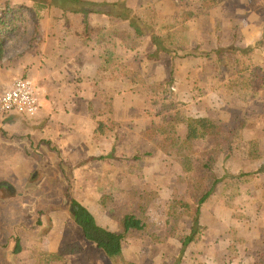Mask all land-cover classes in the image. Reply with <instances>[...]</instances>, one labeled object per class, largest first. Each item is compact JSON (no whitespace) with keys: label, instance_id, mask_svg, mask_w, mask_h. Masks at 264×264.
<instances>
[{"label":"crops","instance_id":"0c3cea01","mask_svg":"<svg viewBox=\"0 0 264 264\" xmlns=\"http://www.w3.org/2000/svg\"><path fill=\"white\" fill-rule=\"evenodd\" d=\"M1 1L2 7L9 11L7 18L10 21L1 31L4 41H7L5 48L11 49L9 45L14 43V48H20L21 53L12 59L5 55L0 60L3 63L0 74L4 75L11 68L24 70L23 73L33 76L41 84L45 93L43 92L41 107L35 116L10 113L0 119V244L7 243L5 235L8 229L10 240L16 237V246L13 248L12 245L10 249L11 257H19V264H35L34 257L37 253L34 251L37 250V245L34 241H37V233H43L45 228L52 226L50 218H56L57 206L68 201V194H65L68 191H58L55 185H51L54 182L52 172L40 171L38 168L42 162L47 163L46 167L49 168L48 164L56 162L57 158L67 164L66 171L71 174L69 178L73 179L75 175L76 178H81L75 186L78 193L98 196L101 191L95 189L99 187L89 186L90 190L95 191H88V187H83V180L104 176L102 162L97 158L94 160L93 157L106 155V159L120 170L116 176L117 183L132 190V180L140 181V186H144L154 195L148 209L151 221L158 223L165 219L169 212L167 204L171 202L167 195L179 168L173 157L163 151L164 144L171 139L172 134L155 123L156 116L149 112V97L134 91L126 76L109 71L99 74L102 65L101 52L98 46L91 44L90 37H84V14L70 11L65 13L55 6L39 8L37 0ZM244 1L245 6H250L253 0ZM62 21L64 23L59 27L58 22ZM89 21L92 26L113 25L120 29L128 27L127 21L100 13H91ZM21 25L27 26L31 32L33 29L34 35L24 32L20 35ZM261 32L264 33V28L260 29ZM9 33L16 36L19 33L18 39L7 38ZM121 43L117 40V57L122 55ZM124 45L128 46L127 43ZM249 45L256 49L254 62L264 66V59H260L263 52L261 48H264L263 40L255 37ZM124 56L126 58H121L120 63L128 69L142 70L149 77L147 82L163 80L169 76L171 55L166 52L160 51L155 62L142 57V48L130 50L127 47ZM177 63L181 65L180 60ZM181 71L179 69L178 72L180 78ZM2 78L0 88H3L0 92L8 84H3ZM107 98L113 102L111 110L105 109L110 105L105 102ZM181 98L184 100V96ZM192 100L193 105H189L192 116L210 114L211 118L217 117L209 112L207 100ZM259 101L264 102V89L259 93ZM100 121L107 122L109 129L114 124L113 130L97 134ZM253 125L249 124L247 130L254 131L252 137L259 139L261 163L264 164V132L261 124L257 129ZM47 176L50 188L43 185ZM154 178H161V181L155 183ZM165 186L168 188L163 189ZM81 203L93 213L99 223L106 222L98 220L93 199L82 200ZM259 205L262 206L261 203ZM211 206H217L214 218L221 221L222 203L216 200L203 204L201 214L205 216L209 211L206 207ZM42 209L54 212L49 211L44 216ZM8 224L12 225L11 228L7 227ZM52 224L51 228L56 229L59 222L54 221ZM101 225L116 233L124 231L123 226L117 230ZM222 227L224 224L217 226L219 229ZM219 236L221 235L218 234L217 237ZM227 237H220L218 244L225 242ZM72 242L65 238L63 245ZM190 249L185 250L180 264H200L195 256L192 258V254L188 252ZM97 254L108 261L106 263L113 264L104 251ZM225 256L221 253L219 258ZM69 258L68 264H91V260L95 264L94 257L86 251L73 254Z\"/></svg>","mask_w":264,"mask_h":264},{"label":"rangeland","instance_id":"374dc122","mask_svg":"<svg viewBox=\"0 0 264 264\" xmlns=\"http://www.w3.org/2000/svg\"><path fill=\"white\" fill-rule=\"evenodd\" d=\"M151 3L157 6L161 19L164 21H174L181 16L183 10L194 11L196 13L195 17L188 21L190 26L188 36H190L193 43L201 44L202 50L217 48L219 46H231L233 51L249 48L253 50L252 57L255 60L256 49L250 46L249 42H252L255 37H259L264 43V33H260V29L264 28V0H253L250 6H245L246 1L243 2V0H228L218 8L211 10L208 14H203L198 0H170V2H163V0H128L129 7L133 9H139ZM0 6H3L1 0ZM5 11L8 12L6 7L0 9V17ZM9 22L6 21V24L3 26H7ZM63 23L64 21L58 22V26L60 27V24L63 25ZM31 27L32 23L30 25ZM23 32L34 35L32 33L33 29L31 32V29L27 26L21 25L20 35H23ZM18 35L9 33L7 34V38L12 37L16 40L19 37ZM97 36L95 34L92 37L90 35H84V37H90L91 44L98 46L101 52L109 37L107 36L106 42L101 43L98 41L99 36ZM24 37L26 36L24 35ZM6 42L5 40L4 44H7ZM107 46L116 50L118 46L117 41L110 40ZM9 47L12 48L7 49L5 55L10 59L15 58V55L21 53L20 48L19 50L14 48V43L9 45ZM127 47L130 50H135L121 43L122 55L121 57L118 56L119 64H121V58L122 60L126 58L124 53ZM138 48H142V57H146L150 61H157L160 52L153 51L155 46H153L149 38ZM261 49L263 52L261 53L260 59H264V48ZM170 57L171 59L169 60L171 63L169 67L173 64V58L172 56ZM179 60L181 65H178L176 62L174 69L175 85L172 87V90L186 104L188 114L191 115L192 112L189 108V105L191 106L194 103L192 99L197 98L201 102L207 100L206 103L208 104L209 112L217 116L213 119L225 120L236 126L241 118L245 120L246 127L243 129V140L220 147H212L210 141L198 143L195 147L197 150L195 154L197 163L201 160L200 158H206L218 169L220 175L228 171L234 173L242 171L253 172L247 177L248 181L241 182V186L238 187L240 190L239 195L234 197L233 193L236 190L227 189L220 190L210 199L222 203V220L219 221L214 218V211L217 210V206L206 207L209 209L208 213L205 214L206 217L203 214L200 217L202 229L199 230V233L201 234V239L198 242L189 243L185 247V250L187 251L188 248H191L188 252L192 254V258L195 256L200 264H264L259 262V254L264 248V195H262L264 193V172L261 171L264 170V164L261 163V155L256 158H250L248 156L250 140L258 138L252 137L254 136V131L247 130L249 124H254V129H257L259 124H261L262 132H264V102L259 101L260 91L254 94L253 92L247 93L235 88L232 85V81L235 78L233 68L229 69V71L226 69L218 71L214 63L215 55L213 58L187 57ZM262 67L264 68V66ZM2 69L3 63L0 61V73ZM179 69L180 71L183 70V72L181 71V78L178 74ZM23 71L17 68H11L4 75L0 74V78L3 77L1 82L3 84L4 82L8 83L5 85L7 87L10 85L9 82L15 78L26 77L35 81L33 76L23 73ZM143 74L145 76L144 72ZM145 78L147 80L149 77L145 76ZM182 96H184L185 101L181 98ZM186 96H189V98ZM105 102L110 104L105 109L110 108L111 110L113 102L108 100V98ZM149 107L151 108L149 112L156 116L155 123L162 127L163 115L158 113L159 105L149 99ZM153 110H156V112ZM16 114L19 115L18 112ZM208 117H210V114ZM184 130L185 127L181 126V134H184ZM247 139H249V142ZM106 157V155L93 157L94 160L97 158L98 161L102 162V167L105 172L104 176H100L99 179L89 178L83 180V187L84 189L88 187L86 189L88 191L94 190H90L89 186L97 185L99 187V189H95L96 191H101V194L98 196L90 193L85 196L82 193H78L75 186L78 185L81 178H76V175L73 179L69 178L71 174L69 172L67 173V164L64 160L61 161L57 158L56 162L48 164L49 168L46 167L47 163L42 162L38 165L40 171L52 172L53 176H51L54 179V182L51 184L52 186L55 185L58 191H68L69 193H65L66 195L68 194V201H64L62 205L57 206L56 218H50L52 226V222H59L58 227L56 229L51 228L52 226L50 228L47 227L43 230V233H37V241H34L37 245V250L34 253L54 250L62 246L65 238H68L69 241L79 242L82 245L83 251L81 253L85 251L91 253L92 257H94L95 264H108L106 263L108 261L100 254H97L102 251L84 238L81 229L74 222L70 210L73 200L81 202L82 200L93 199L98 220L106 221L98 222L99 224L107 225L117 230L120 226L124 228L123 217L127 213L141 216L144 222L147 223V227L143 231L133 230L127 234L124 242V253L128 259L137 261L140 264H180L183 261L181 257L185 253L184 251L181 254L183 244L191 235L196 214V206L186 208L177 206L176 204L182 197L186 201H190L191 193L195 191L193 187L188 185L187 178L183 177L184 172L181 165L173 158L175 163L178 164L179 169L175 172V178H173V183L167 195L168 200L171 201L167 204L169 205V212L166 213L167 216L165 219L157 223L151 221L148 214V209L154 195L144 186L141 187L140 181L135 182L132 180L131 185L134 188L132 190L128 189L129 187L125 189L121 183H117L116 176L120 170L114 163H110ZM195 174H198L197 171ZM48 178L49 176H47V180L43 184L46 188H50ZM192 179L194 180L193 176ZM160 181L161 178H154L155 183ZM155 188H157V185H155ZM166 188L168 187L165 186L163 189ZM166 192L167 190L163 194ZM259 202L262 206L259 205ZM49 211L54 212V210ZM41 212L44 216L48 213L45 209H42ZM222 223L224 227L217 228L218 225H223ZM11 226L8 224L7 227L11 228ZM12 230L14 229L12 228ZM8 233L9 231L7 229V235H5L7 243L0 244V264H19L21 261L19 257L13 258L10 253L11 246L13 245V248L16 246V237L10 240L11 237L8 236ZM218 234L221 235L219 238L228 236L225 242L222 241V243L218 244ZM221 253L226 255L225 258H219ZM69 259L62 264H68ZM91 264H93L92 260Z\"/></svg>","mask_w":264,"mask_h":264},{"label":"trees","instance_id":"16d2710c","mask_svg":"<svg viewBox=\"0 0 264 264\" xmlns=\"http://www.w3.org/2000/svg\"><path fill=\"white\" fill-rule=\"evenodd\" d=\"M203 14L218 8L228 0H198ZM39 8L55 6L63 12L81 13L85 15V35H98L99 42H106L101 50L102 65L99 74L102 72L118 73L129 78L132 89L136 92L146 93L153 103L159 105V114L162 116V127L170 130L172 137L163 146V151L172 156L182 167L183 177L187 178L188 185L195 191L191 193V200L186 201L183 197L176 202L177 206L190 208L196 206L191 235L183 244L181 254L185 247L191 242H198L201 239L199 230L202 205L208 202L220 190L234 189L233 196L240 194L238 187L241 182L248 181L253 172L242 171L234 173L231 171L219 174L206 158L195 159L197 152L196 145L201 142L210 141L212 147H220L243 140V129L245 120L240 119L239 123L232 125L225 120H216L208 116H192L186 111V104L182 102L172 90L175 85L176 62L187 57L213 58L218 71L233 68L235 78L232 85L240 91L254 94L264 89V68L257 65L253 60V50L246 48L233 51L231 46H219L202 50V45L193 43L190 39L188 24L196 13L192 10H183L181 16L174 21H164L155 4H147L139 9L129 7L128 0H37ZM9 12V11H8ZM7 11L0 17V60L4 59L6 48L1 31L6 28L8 21ZM91 13L105 14L111 18L122 19L128 22L124 29L116 26L101 27L92 26L89 21ZM105 32V33H104ZM149 38L156 46V51L166 52L173 58V64L169 67L170 74L163 80L147 82L140 69H128L119 64V58L114 55L115 49L107 46V43L120 40L127 43L129 48L136 49L143 45ZM112 74V75H113ZM111 76V75H107ZM117 77V75H116ZM109 124L99 122L97 134H104L113 130L114 124L109 129ZM185 127L184 134H181L180 127ZM248 156L256 158L261 155L260 141L251 139ZM197 171L198 174H195ZM260 171V170H258ZM264 172V170H261ZM194 177V180L192 179ZM196 177V179H195ZM72 217L76 225L81 229L84 238L104 251L113 264H140L137 261L128 259L124 253V242L127 234L133 230L143 231L147 223L141 216L127 213L123 217L124 231L116 233L103 227L98 223L93 213L81 202L72 201ZM18 245V244H17ZM83 251L79 242H73L59 246L51 251L37 253L35 264L65 263L73 254ZM261 263H264V248L259 254Z\"/></svg>","mask_w":264,"mask_h":264},{"label":"built area","instance_id":"2783aa9c","mask_svg":"<svg viewBox=\"0 0 264 264\" xmlns=\"http://www.w3.org/2000/svg\"><path fill=\"white\" fill-rule=\"evenodd\" d=\"M43 92L39 82L26 77L15 78L0 92V119L14 112L35 116L40 110Z\"/></svg>","mask_w":264,"mask_h":264},{"label":"flooded vegetation","instance_id":"af4514ba","mask_svg":"<svg viewBox=\"0 0 264 264\" xmlns=\"http://www.w3.org/2000/svg\"><path fill=\"white\" fill-rule=\"evenodd\" d=\"M72 210H73V208H72Z\"/></svg>","mask_w":264,"mask_h":264},{"label":"water","instance_id":"95a60500","mask_svg":"<svg viewBox=\"0 0 264 264\" xmlns=\"http://www.w3.org/2000/svg\"><path fill=\"white\" fill-rule=\"evenodd\" d=\"M73 208V207H72Z\"/></svg>","mask_w":264,"mask_h":264}]
</instances>
